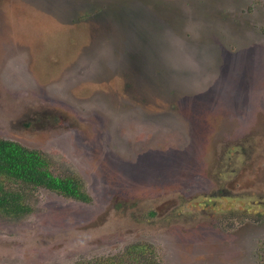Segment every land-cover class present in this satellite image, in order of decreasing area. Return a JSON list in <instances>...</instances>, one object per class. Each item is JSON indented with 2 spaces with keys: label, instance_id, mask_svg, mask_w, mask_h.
<instances>
[{
  "label": "rangeland",
  "instance_id": "obj_1",
  "mask_svg": "<svg viewBox=\"0 0 264 264\" xmlns=\"http://www.w3.org/2000/svg\"><path fill=\"white\" fill-rule=\"evenodd\" d=\"M0 138L92 197L0 214V264H264V0H0Z\"/></svg>",
  "mask_w": 264,
  "mask_h": 264
},
{
  "label": "trees",
  "instance_id": "obj_2",
  "mask_svg": "<svg viewBox=\"0 0 264 264\" xmlns=\"http://www.w3.org/2000/svg\"><path fill=\"white\" fill-rule=\"evenodd\" d=\"M38 189L81 203L92 201L82 179L73 173H56L46 153L0 138V214L17 218L31 213L30 200ZM78 264H160V260L153 245L140 242L127 246L117 256Z\"/></svg>",
  "mask_w": 264,
  "mask_h": 264
},
{
  "label": "bare ground",
  "instance_id": "obj_3",
  "mask_svg": "<svg viewBox=\"0 0 264 264\" xmlns=\"http://www.w3.org/2000/svg\"><path fill=\"white\" fill-rule=\"evenodd\" d=\"M26 56H27V55H26ZM9 61H10V59H9ZM11 61H12V60H11ZM23 61H24V60H23ZM27 61H28V60H27ZM245 122H246V121H245ZM245 122H244V123H245ZM244 123H243V124H244ZM258 130H259V129H258ZM191 148H192V147H191ZM263 171H264V170H263ZM249 187H250V186H249Z\"/></svg>",
  "mask_w": 264,
  "mask_h": 264
}]
</instances>
